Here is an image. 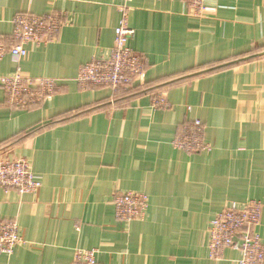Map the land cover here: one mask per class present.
Here are the masks:
<instances>
[{"label":"crops","instance_id":"obj_1","mask_svg":"<svg viewBox=\"0 0 264 264\" xmlns=\"http://www.w3.org/2000/svg\"><path fill=\"white\" fill-rule=\"evenodd\" d=\"M124 3L0 0L1 35L12 34L20 13L67 21L55 42L0 61V76L21 71L60 86L30 110L8 108L0 90V157L26 159L43 183L38 195L0 187V220L18 219L26 242L0 264H72L80 249L97 250L99 264L240 259L232 249L210 259L207 231L232 203L264 205V0H207L202 17L184 0H133L129 46L147 60L145 90L83 91L79 71L108 55ZM156 94L169 110L154 109ZM66 114L74 117L59 121ZM195 119L209 153L173 146ZM118 192L148 196L143 221L116 219ZM257 232L264 240V210Z\"/></svg>","mask_w":264,"mask_h":264},{"label":"built area","instance_id":"obj_2","mask_svg":"<svg viewBox=\"0 0 264 264\" xmlns=\"http://www.w3.org/2000/svg\"><path fill=\"white\" fill-rule=\"evenodd\" d=\"M207 0H184L192 15L202 17ZM133 0H125L118 7L120 22L115 30V41L105 57H96L81 67L76 82L83 91L108 89L113 94L136 92V86L145 78L147 60L134 51L129 43L135 30L129 26ZM67 21L61 13L44 16L20 13L13 21L9 36L0 34V61L12 55L23 59L28 47L38 48L55 42ZM60 89L59 82L51 78H32L17 71L10 76H0V90L5 105L15 110H30L54 97ZM154 109L169 110L171 105L164 94L153 97ZM206 128L201 119L186 122L173 142L175 149L188 155L209 153L212 147L205 140ZM41 178L33 172L26 159L8 160L0 157V187L6 192L20 195H38L42 189ZM116 219L126 225L146 218L149 198L143 193L118 192L113 196ZM264 205L251 201L238 205L232 203L217 214L207 231V247L212 260H221L223 251L232 249L240 254L236 264H264V240L257 232L261 224ZM18 219L0 220V255L11 257L18 246L24 245ZM97 250H77L72 264H99Z\"/></svg>","mask_w":264,"mask_h":264},{"label":"trees","instance_id":"obj_3","mask_svg":"<svg viewBox=\"0 0 264 264\" xmlns=\"http://www.w3.org/2000/svg\"><path fill=\"white\" fill-rule=\"evenodd\" d=\"M213 70H216V69H213ZM146 88V87H145ZM136 90L138 91H144L145 89H141V87L139 88L138 86H136ZM74 117L72 114H66L65 116L63 117H60L62 119H60L59 121H68L70 118ZM53 123H56V121H53ZM35 133V131H33ZM23 136H26L25 138H27L29 135H23Z\"/></svg>","mask_w":264,"mask_h":264}]
</instances>
